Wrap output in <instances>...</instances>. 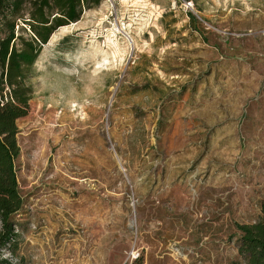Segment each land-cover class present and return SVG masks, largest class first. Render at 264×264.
Returning a JSON list of instances; mask_svg holds the SVG:
<instances>
[{"label": "rangeland", "instance_id": "obj_1", "mask_svg": "<svg viewBox=\"0 0 264 264\" xmlns=\"http://www.w3.org/2000/svg\"><path fill=\"white\" fill-rule=\"evenodd\" d=\"M27 83L0 262L245 264L236 226L264 202V0H103L51 35Z\"/></svg>", "mask_w": 264, "mask_h": 264}, {"label": "trees", "instance_id": "obj_2", "mask_svg": "<svg viewBox=\"0 0 264 264\" xmlns=\"http://www.w3.org/2000/svg\"><path fill=\"white\" fill-rule=\"evenodd\" d=\"M102 1L0 0V251L15 243L12 217L23 205L14 161L19 156L17 121L28 114L33 94L28 73L56 30L78 22L85 10ZM18 22L22 26L16 31ZM236 228L237 252L244 263L264 264V202L257 222Z\"/></svg>", "mask_w": 264, "mask_h": 264}]
</instances>
